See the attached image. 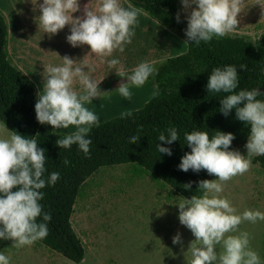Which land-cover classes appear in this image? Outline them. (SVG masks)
<instances>
[{"label": "clouds", "instance_id": "9594fccd", "mask_svg": "<svg viewBox=\"0 0 264 264\" xmlns=\"http://www.w3.org/2000/svg\"><path fill=\"white\" fill-rule=\"evenodd\" d=\"M33 3V0H32ZM187 14L186 42L199 45L210 42L213 37L222 38L237 30L238 13L242 11L243 0H181ZM264 7V5H261ZM41 15L39 27L44 33L55 35L65 25H71V34L66 37L73 47L88 45L91 53L101 58L111 56L115 50L124 52L126 44L132 42L138 16L142 9L128 4L123 7L120 0H91L83 7V15L73 18L72 14L81 10L79 0H43L39 5ZM176 20L180 22V14ZM60 66L48 65L42 89L35 104L36 119L40 124H48L53 129L74 130L56 140V145L68 149L78 145L86 156L90 155L91 139L87 138L91 127H99L98 116L87 107L92 99L100 97L97 81L88 72L82 70L87 64L78 65L65 56ZM104 60H101L103 63ZM108 66L117 69L120 60L107 61ZM241 71H247L246 64H240ZM158 70L152 62H141L125 71L116 70L120 77H126L115 89L126 100L132 97L131 87H141ZM78 82L82 91L77 92L74 84ZM238 69L235 65L213 68L207 81L209 93H224L220 99L221 113L227 117L235 109L236 119L251 126L248 141L245 144L247 157L264 155V96L257 88L241 89ZM107 93V92H103ZM243 105V106H241ZM124 112L121 118L131 117ZM143 127L137 134L129 137L130 144L139 142ZM7 138H0V239L14 241L13 247L31 246L48 235L49 213L43 212V193L46 185H55L60 179L59 172H51L47 179L45 149L38 148L35 137L29 139L15 131H9ZM167 133V134H165ZM191 151L181 157L179 169L187 172L206 170L217 179L199 181L202 195H193L182 199L177 205L179 221L186 226L195 240L190 243L188 264H261L257 251L251 247L252 236L241 231L244 222L264 221V212L245 209L238 213L231 201L221 194L224 184L237 175H243L251 167V160L238 150H229L234 134L215 131L209 138L207 131L193 130L184 134ZM179 139L177 129L168 127L160 132L158 140L172 144ZM159 153L172 155L168 147L157 144ZM69 163L67 159L63 161ZM190 188L191 183L184 185ZM15 189V190H14ZM42 216V221L38 218ZM173 244H182L179 233L173 237ZM219 247V251H217ZM0 264H9V258L0 253ZM87 264V257L79 261Z\"/></svg>", "mask_w": 264, "mask_h": 264}, {"label": "trees", "instance_id": "16d2710c", "mask_svg": "<svg viewBox=\"0 0 264 264\" xmlns=\"http://www.w3.org/2000/svg\"><path fill=\"white\" fill-rule=\"evenodd\" d=\"M177 1L128 0L165 29L185 35L187 23L181 17L179 23L176 20ZM242 63L247 65V71L239 69ZM225 65H235L238 69L236 91L258 87L264 93V33L255 41L224 36L213 37L210 42L202 41L199 45L187 42L184 53L154 64L158 72L148 78L156 85L153 97L143 108L130 111L131 117L122 119L119 115L99 123V127L93 125L87 137L92 141L91 151L86 156L78 145L68 149L58 147L55 142L64 135L51 132L37 121L35 85L9 58L7 26L0 12V122L9 131L29 139L35 137L38 148L46 150L45 179L51 172L60 173L55 185H46L40 190L43 212L49 213L51 220L47 222V237L37 242L73 263L78 264L84 258L83 245L70 218L79 187L101 167L135 163L183 198L202 195L198 182L212 180L213 175L206 170L197 173L179 169L181 157L191 151L184 134L193 130L207 131L211 139L215 131L232 133L235 139L229 150H238L251 130L250 125L236 119L235 109L227 117L221 113L220 99L226 94L207 91L212 69ZM258 99L264 100V96ZM141 126L144 131L139 142L130 144L129 137L137 134ZM173 126L179 139L172 144L159 141L160 132ZM157 144L170 148L172 155L159 153ZM65 159L69 161L67 165L63 163ZM252 162L264 170V155L254 156ZM189 183L191 187L185 188ZM38 221H42V216Z\"/></svg>", "mask_w": 264, "mask_h": 264}, {"label": "rangeland", "instance_id": "374dc122", "mask_svg": "<svg viewBox=\"0 0 264 264\" xmlns=\"http://www.w3.org/2000/svg\"><path fill=\"white\" fill-rule=\"evenodd\" d=\"M128 4H130L128 0H124L125 8ZM261 5H264V0H243L242 11L238 13L237 17L239 20L237 30L226 36H240L250 41L257 40L264 33V7ZM177 7L180 17L187 23L188 13L185 12L181 0L177 1ZM0 11L3 12L2 4ZM173 35L182 38L183 43L178 42ZM151 38L165 45L164 52L158 51L151 55V59L154 58L156 62L161 61V58L166 55L165 53H170L172 57L175 56L183 50L184 45H187L185 35L166 31L153 21H151ZM119 78L124 79V83H127L126 77ZM130 91L132 92L131 99L126 100L118 95L117 106L105 111L109 112L108 114L98 116L99 123L118 117L124 112L143 108L153 97L156 85L154 80L150 79L141 87H131ZM8 135V129L0 122V138H7ZM247 141L248 138L238 147V151L251 160V167L243 175H237L227 181L221 195L231 201L238 213H242L245 209L264 212V170L252 162L254 156L247 157L245 148ZM126 165L128 164L115 166L125 169ZM105 168H99L93 173L95 175L91 180L81 184L70 218L74 232L80 234L78 237L86 253L87 264H188L190 253L187 251L195 237L179 221L177 204L182 198L173 192L169 194L166 189L169 188L167 185H162L159 181L152 182L151 192L155 190L156 186L155 193L157 194L154 200H158L159 203L151 204L150 224L146 218L141 217L139 211H128L123 205L125 198L132 196L140 182L135 178L119 177L127 172L121 174L119 169L107 170ZM214 179H217L215 175L212 177V180ZM165 202L172 204L173 213L168 217L163 214L166 207ZM101 207L104 209V213L100 212ZM85 220L88 222L92 220V224L95 226L94 235L87 233L88 242L84 234ZM85 222L87 223V221ZM239 229L251 234V247L259 254L261 264H264V221L258 220L256 223L246 221L239 226ZM177 233L181 236L182 244H173L172 242ZM37 246L43 245L38 243ZM100 247L106 249V254L104 253L102 257H100V253L94 255V251ZM90 250H93V254ZM217 251H219V247H217ZM46 252L51 254L46 262L48 264H76L56 252L51 250Z\"/></svg>", "mask_w": 264, "mask_h": 264}, {"label": "crops", "instance_id": "0c3cea01", "mask_svg": "<svg viewBox=\"0 0 264 264\" xmlns=\"http://www.w3.org/2000/svg\"><path fill=\"white\" fill-rule=\"evenodd\" d=\"M95 2L96 0H91V6H94ZM42 3L43 0H33V3L32 0H0V5L2 4L3 7V12H0L4 17L7 26V52L9 58L12 64L35 85L36 103L38 100V93L42 89L44 83V68L48 65H62L63 61L61 58L67 56L76 61L78 65L82 66L87 64L89 67L84 66L82 70L88 72L90 77L97 81V83L100 82L98 84V89L102 92L101 96L93 98L92 103L86 104L85 107L93 111L97 116L106 115L109 112L105 111H108L109 108L117 106V100L119 99L118 95L120 94L115 91V89L121 82L124 83V79L119 78L120 76L117 75L116 70L122 67L125 71L130 72L132 68L141 62L146 61L154 63L156 60H154V58L151 59V55L157 53L158 51H165V45L155 41L154 39L152 40L151 38V21L162 29L166 31L168 30L156 23L154 20H151V18H149L144 12H141L138 16V25L134 29L135 36L132 38V42L130 44L125 45L126 48L124 47V52L121 53L119 50H115L112 55L108 57L101 58L99 56H95L94 53H91L88 45L73 47L70 43H68L66 37L71 34V25H65V27L62 30H59L55 35L44 33L43 29L39 27L38 19L41 15L39 5ZM87 3H89V0H79L81 10L73 13V18L83 15V7ZM120 3L124 7V0H120ZM173 37L178 42L183 43V39L179 36L173 35ZM186 49L187 45H184L183 50L176 55L184 53ZM165 54L166 55L161 58V61L172 57L170 53ZM102 59L104 60L103 63H101ZM111 59L120 60V64L117 66V69H113L108 66L107 61ZM74 88L77 92L82 91L78 82L74 84ZM43 125L51 132L63 135L69 134L74 130V126H70L69 129H53L51 125ZM119 167L121 166L111 165L106 166L105 169H119ZM124 167L126 168L119 170L121 174L124 172L127 173L120 175L119 177L135 178L136 181L140 182V184L137 189L133 191L132 196H127L125 198L123 205L128 211H139L141 217L146 218L151 224V204L159 203L158 200H154L156 198L157 193L155 192L157 191V188L155 186V190L151 192V184L155 181H159L162 185L166 184L141 166H137L135 163H128V165ZM94 175L95 174H92L85 181L88 182ZM166 189L169 194L173 192L170 187ZM176 195L184 199L181 195ZM164 205H166V207L163 214L167 217L172 215L173 211L171 210V202H165ZM168 209L169 211L167 212ZM100 212L104 213V209H102V207L100 208ZM85 221H87V223ZM85 221L84 234L85 239L88 242L87 233L89 235H94L95 226L92 224V220H89V222L88 220ZM77 236H80V234H77ZM13 243L14 241L11 239H0V253H3L9 258V264H48L46 262L51 254L46 251H50L51 249H46V246V248H44L43 244L40 243L43 246H37L39 242H36L31 246L15 248L12 246ZM90 252L93 254V250H90ZM97 253H100V257H102L104 253L106 254V249L103 247L97 248V250L94 251V255ZM84 257H86L85 251Z\"/></svg>", "mask_w": 264, "mask_h": 264}]
</instances>
